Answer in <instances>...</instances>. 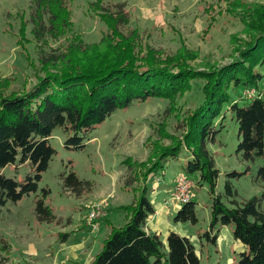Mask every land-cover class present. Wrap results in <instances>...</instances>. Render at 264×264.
Wrapping results in <instances>:
<instances>
[{
    "label": "trees",
    "instance_id": "obj_1",
    "mask_svg": "<svg viewBox=\"0 0 264 264\" xmlns=\"http://www.w3.org/2000/svg\"><path fill=\"white\" fill-rule=\"evenodd\" d=\"M113 5L110 0L93 2L108 29L99 42L88 44L74 31L68 0L31 3V32L37 43L47 45L49 38L67 35L71 40L61 50L41 54L44 75L31 88L13 89L12 78L0 79V206L18 204L38 191L43 173L56 155L49 139L58 128L68 134L65 148L80 150L88 134L117 111L159 99L169 102V112L170 106L176 107L178 99L192 91L195 81L201 82L203 101L182 119L183 139L171 137V146L161 150L153 163H137L131 158L122 162L131 173L127 186L133 184V178L137 182L141 172L147 183L132 204L117 208L125 215L122 227L106 222L111 233L90 264H202L189 237L170 232L164 242L158 233L146 230L147 221L156 213L149 180L163 174L167 162L184 153L188 155L183 173L199 186H207L213 196L210 225L203 236L217 246L220 228L231 226L234 240L245 247L236 264H264V193L239 202L230 179L242 174L234 171L226 175L224 203L216 193L220 171L208 150L222 131L217 121L229 110L238 124L237 153L247 162L264 157V4L238 2L236 8L243 10L238 15L251 38L231 64L208 68L191 64L192 53L186 48L170 55L145 47L139 31L128 29L131 22L123 4ZM245 93L253 94L252 99L244 101ZM24 163L30 164L34 173L23 181L5 176L6 168ZM258 178L264 181V167ZM62 181L65 190L79 198L93 188L72 171ZM49 194L44 189L38 196L37 220L59 223L54 208L46 203ZM195 205L191 199L178 208L173 222L198 224ZM68 235L62 234L64 238Z\"/></svg>",
    "mask_w": 264,
    "mask_h": 264
},
{
    "label": "rangeland",
    "instance_id": "obj_2",
    "mask_svg": "<svg viewBox=\"0 0 264 264\" xmlns=\"http://www.w3.org/2000/svg\"><path fill=\"white\" fill-rule=\"evenodd\" d=\"M94 1L68 0L74 31L88 44L99 42L108 29L100 13L92 6ZM32 2L0 0V79L12 78L13 89H29L34 86L37 78L44 75L40 68L41 54L47 55L46 52L54 49L61 50L71 40V35H67L62 39L49 38L47 45L37 43L31 32ZM110 2L112 5L123 4L131 22L128 29L139 31L145 47L162 50L170 55L186 48L192 53L189 57L191 64L197 68L231 64L238 56L237 51L251 38L238 15L243 12L236 8L238 2L243 5L264 4V0ZM261 71L264 73V68ZM200 86L201 82L195 81L192 91L179 98L176 107L170 106L169 112V102L159 99L137 102L127 109L117 111L88 134L85 146L80 150L65 148L68 134L60 128L55 130L49 140L56 155L49 170L43 173L38 191L25 196L18 204L10 202L4 207L0 206V264L89 262L96 252L92 249V239H103L106 231L105 228L97 232L90 228L89 231L83 229V226H88L83 220L88 210L96 204H102L104 217L118 227L124 225L121 224L123 214L111 208L132 204L147 182L143 180V172L140 170L137 182L133 178V184L127 186L131 173L128 167L122 166V162L131 158L137 163H153L161 150L171 146V137L181 141L182 119L203 101ZM252 97L253 94L245 93L243 100L249 101ZM219 124L222 131L217 143L208 145L220 171L216 193L222 195L224 203L227 201L225 187L229 178L226 175L235 171L242 174L239 179H230L238 193L236 199L239 202L261 196L264 193V181L258 180V173L264 167V157L247 162L237 153L238 124L231 111H224V115L217 121V127ZM187 155L184 153L178 160L170 159L163 174L150 178L153 205L158 206L163 201L164 190L173 189L177 178L184 174L182 164ZM145 169L147 167L142 168ZM71 171L80 180L92 184V190L80 198L64 188L62 178ZM33 173L28 163L11 165L4 171L6 177L17 181H23ZM192 181L194 187L189 194L196 203L198 224L172 222L176 225V232L192 239L202 264H232V259L236 264L243 245L234 240L231 226L220 228L221 237L217 246L210 245L207 237L203 236L210 225L213 196L207 186H199L194 179ZM44 189L50 192L46 203L54 208L59 223L46 224L37 220L35 205ZM99 224L102 226V223ZM62 234L70 235L64 238ZM163 238L166 242V236Z\"/></svg>",
    "mask_w": 264,
    "mask_h": 264
},
{
    "label": "crops",
    "instance_id": "obj_3",
    "mask_svg": "<svg viewBox=\"0 0 264 264\" xmlns=\"http://www.w3.org/2000/svg\"><path fill=\"white\" fill-rule=\"evenodd\" d=\"M172 190L173 189H171V190L165 189L164 190V193H163V195H164L163 201L161 203H159L158 206L157 205L156 206L153 205L154 208L156 209V213L153 216H151L149 218V220L147 221V227H146L147 232L148 233H158L160 235V238H162L163 241H164V238H163L164 236H166V238H167V236L169 235L170 232H176V230H175L176 229V225H174L172 222H173V219H174L175 215L179 211V209H177L174 206H170V205H167L166 204V202L168 201V198L170 197V191H172ZM167 194H168V196H167ZM125 205H127V204H125ZM125 205H121V206H125ZM121 206L117 205V206L111 208V210L112 211H115L116 213L117 212L118 213H121L119 210H117V208H119ZM173 209H175L174 213H173ZM121 214H123V213H121ZM124 218H125V215L123 214L122 223L121 224H124ZM107 221L110 222L112 225H114V223L112 222V220L111 221L108 220L106 218V216L103 218V221L101 222L102 223L101 229L102 228L103 229L105 228L106 235H105V237L103 239H99L98 237L96 239H92L94 241L93 248L92 249L96 250L95 253H98L101 250L102 245H103V242L106 240V238L111 233V228L107 225V223H106ZM114 226H116V225H114ZM89 228L90 227H88V226H83V229L86 230V231H89ZM176 233H178V232H176ZM178 234L181 235V236H183V237L186 236V235H183V234H180V233H178ZM244 251H245V247L243 245L242 246V251L239 254H241ZM95 253H94V256L91 257V260L89 262H87L86 264H90L93 261V259L97 255ZM232 262H234L233 259H232L231 263ZM74 264H79V263L75 262Z\"/></svg>",
    "mask_w": 264,
    "mask_h": 264
},
{
    "label": "built area",
    "instance_id": "obj_4",
    "mask_svg": "<svg viewBox=\"0 0 264 264\" xmlns=\"http://www.w3.org/2000/svg\"><path fill=\"white\" fill-rule=\"evenodd\" d=\"M177 180L178 181L171 191V195L168 198L166 204L174 206L178 209L191 200L189 192L191 188L194 187V184L192 179L188 178L184 174L182 176H179ZM88 211L89 213L84 217L86 225H88L91 230L97 232V230H100L101 228L98 220L104 216L102 204H96L95 206H92Z\"/></svg>",
    "mask_w": 264,
    "mask_h": 264
}]
</instances>
